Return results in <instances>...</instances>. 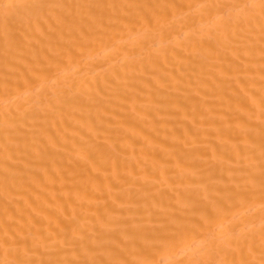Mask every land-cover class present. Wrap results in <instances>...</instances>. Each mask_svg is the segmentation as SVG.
I'll list each match as a JSON object with an SVG mask.
<instances>
[{"label": "bare ground", "instance_id": "6f19581e", "mask_svg": "<svg viewBox=\"0 0 264 264\" xmlns=\"http://www.w3.org/2000/svg\"><path fill=\"white\" fill-rule=\"evenodd\" d=\"M0 264H264V0H0Z\"/></svg>", "mask_w": 264, "mask_h": 264}]
</instances>
